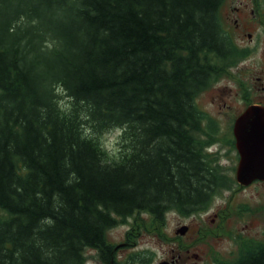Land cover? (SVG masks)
Returning a JSON list of instances; mask_svg holds the SVG:
<instances>
[{"label":"trees","instance_id":"16d2710c","mask_svg":"<svg viewBox=\"0 0 264 264\" xmlns=\"http://www.w3.org/2000/svg\"><path fill=\"white\" fill-rule=\"evenodd\" d=\"M223 2L0 0V264H118V219L190 217L230 187L195 105L245 56ZM251 244L217 263L264 264Z\"/></svg>","mask_w":264,"mask_h":264},{"label":"rangeland","instance_id":"374dc122","mask_svg":"<svg viewBox=\"0 0 264 264\" xmlns=\"http://www.w3.org/2000/svg\"><path fill=\"white\" fill-rule=\"evenodd\" d=\"M219 19L224 34L245 56L228 75H222L199 94L195 105L203 129H217L213 134L217 136L216 142L207 153L214 164L217 162V171L226 177L230 187L214 196L207 210L190 217L168 212L159 222L144 213L118 219L117 225L106 233L108 244L120 246L113 256L118 264L135 259H143L144 264H170L171 258L178 255L180 259L175 264H218L217 261L232 260L240 245L264 243V183L237 187L238 155L234 146L229 145L236 117L248 106H264V1L224 0ZM61 102L66 105L65 100ZM259 102L262 104H254ZM118 141L117 130L100 137L111 160L118 155ZM216 213L219 216L212 223ZM182 226L189 227L187 236L175 234ZM85 258L86 264H105L95 250H86Z\"/></svg>","mask_w":264,"mask_h":264},{"label":"water","instance_id":"95a60500","mask_svg":"<svg viewBox=\"0 0 264 264\" xmlns=\"http://www.w3.org/2000/svg\"><path fill=\"white\" fill-rule=\"evenodd\" d=\"M233 136L239 156L236 182L241 186L264 182V107L251 105L238 115L233 123ZM187 230V226H182L175 234L184 236Z\"/></svg>","mask_w":264,"mask_h":264},{"label":"flooded vegetation","instance_id":"af4514ba","mask_svg":"<svg viewBox=\"0 0 264 264\" xmlns=\"http://www.w3.org/2000/svg\"><path fill=\"white\" fill-rule=\"evenodd\" d=\"M249 37H250V35H248ZM254 104H262V102H259V103H254ZM232 136H233V124H232ZM231 142H233V146H234V148H235V140H234V136H233V139L229 142V145H232V143ZM215 144V143H214ZM236 150V149H235ZM213 156L215 157L216 156V153H213ZM238 160H239V157H238ZM237 164H238V161H237ZM236 167H237V165H236ZM236 171V170H235ZM236 182V181H235ZM260 182L259 181H255V182H253V183H251L250 185H248V186H241L240 184H238L237 182H236V184L238 185L237 187L238 188H249V187H251L252 185H254V184H259ZM262 183H264V182H262ZM227 189V188H226ZM218 216H219V213H216V214H213V219H211L210 221L213 223L214 221H215V219L216 218H218ZM188 227V226H187ZM187 232H189V227H188V230H187ZM187 232H186V234H187ZM185 234V235H186ZM187 236V235H186ZM180 255H178L177 256V258H175V257H172L171 258V263L170 264H175V263H177V261H178V259H180V257H179ZM195 258H197V259H199V256L198 255H195L194 256Z\"/></svg>","mask_w":264,"mask_h":264}]
</instances>
